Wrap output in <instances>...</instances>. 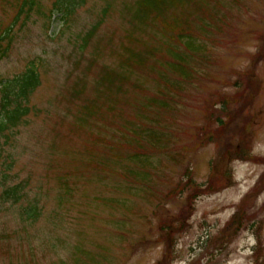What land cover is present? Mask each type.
I'll return each instance as SVG.
<instances>
[{
    "label": "rangeland",
    "instance_id": "374dc122",
    "mask_svg": "<svg viewBox=\"0 0 264 264\" xmlns=\"http://www.w3.org/2000/svg\"><path fill=\"white\" fill-rule=\"evenodd\" d=\"M71 1L67 18L59 0H0V34L12 29L0 83L31 62L41 75L35 112L13 129L4 153L13 182L27 187L17 203L0 199V264H261L264 0H210L206 11L216 20L194 19V54L183 43L164 46L161 31L147 27L137 35L160 47L159 55H188L190 83L161 63L179 89L138 69L131 84L116 85L124 91L101 83L89 113L82 106L94 103L101 66L119 67L115 50L130 43L125 7L133 0ZM109 4L91 44L111 46L90 68L92 45L82 51L80 37ZM88 67L84 92L70 100ZM224 96L232 114L226 129L190 149L206 122V100L221 106ZM240 140L257 159L231 157ZM31 203L40 208L36 219L21 214ZM238 210L241 229L227 228Z\"/></svg>",
    "mask_w": 264,
    "mask_h": 264
},
{
    "label": "trees",
    "instance_id": "16d2710c",
    "mask_svg": "<svg viewBox=\"0 0 264 264\" xmlns=\"http://www.w3.org/2000/svg\"><path fill=\"white\" fill-rule=\"evenodd\" d=\"M84 1V0H83ZM83 1L76 0L79 4ZM60 8L64 11L67 18L72 14L75 8V3L72 5L71 0H59ZM32 0V4H33ZM66 3V5L64 4ZM210 0H133L130 4L125 7V13L129 14L127 20L131 22L132 27L130 28L128 34L126 35L130 43L123 44L120 43V50H115L118 56L119 67L114 68L108 65L101 66V76L97 79L96 84V97L93 100L94 103H87L82 106L84 112L89 113L90 105L97 104L99 102V91L101 83H108L109 92H114L116 87L117 91H124L117 84H124L132 82L129 76L138 69L148 68L157 74L160 73L161 68L164 65L171 68L178 77H180L185 83H190L191 79L194 77L195 70L192 66L187 65L188 55L175 54L174 51H168L171 56L169 60L166 59V54L159 55L160 47L149 44L144 38L137 35L140 32H146V28L150 27L153 29H158L161 31V35L168 41L164 44L167 46L172 43H183L187 50L191 53L198 51L200 47L196 45V29H195V18L199 15H206L208 20H216L215 15H209L206 10L209 6ZM110 4L105 6L102 11L100 18L91 26V28L81 35L79 41V48L87 50L91 45V53L89 54V61L94 65L101 55L105 52L106 44L95 43L91 44L94 36L99 31L101 26L105 23L107 14L110 8ZM203 19V17H202ZM12 30V29H11ZM11 30H6L0 34V59L7 55L9 51V46L5 44L4 40L8 38ZM152 36V35H151ZM152 38H154L152 36ZM110 41V40H109ZM10 43V41L8 42ZM135 44L138 47H135ZM174 59V60H173ZM164 60V64L162 61ZM159 63L162 65L159 66ZM94 67V66H93ZM89 67L84 71L83 76L78 79V82L83 83V89L80 92H75L71 95V99H78L82 95L86 87V76L89 72ZM88 71V72H87ZM158 80L167 86L168 89L177 90L174 82H170L165 79L164 74L158 75ZM133 86L139 85L138 82H133ZM41 85V75L38 66L31 62L23 72L16 74L11 78H7L0 83V199L1 200H13L14 202H19L22 197H24L25 189L27 184L22 181H14V175L11 174V167L13 166V161H8V154L6 152V147L9 146L10 137L13 135V129L19 126L26 120V117L35 112V106L31 104V96ZM116 86V87H115ZM167 90V89H166ZM165 90V91H166ZM164 96L165 94L162 93ZM222 103L218 106L217 102H210L208 99L205 102L204 118L205 124L198 130V137L194 140L193 146L190 149H198L200 146H204L209 142L216 140L220 137V131H224L227 126V120L224 117H230L232 114L228 111L230 98L224 96L219 99ZM151 104V103H149ZM153 104L156 105H167V101H156ZM152 104V105H153ZM150 109V108H149ZM216 123V127L212 126ZM237 142L229 153L232 158H239L243 160L257 159L258 157L252 156L250 154V149L248 148L244 140ZM228 144V143H227ZM10 157V156H9ZM258 161H261L258 159ZM264 183V175L261 177L259 184ZM192 185L194 183L192 182ZM195 189V188H193ZM196 190V189H195ZM175 192V191H174ZM23 216H28L30 219L38 218L40 214V208L37 203H31L26 206L22 213ZM242 212L238 210L231 221L228 223L227 228L231 229L235 225L241 229V224L243 221ZM264 264V257L262 263Z\"/></svg>",
    "mask_w": 264,
    "mask_h": 264
}]
</instances>
